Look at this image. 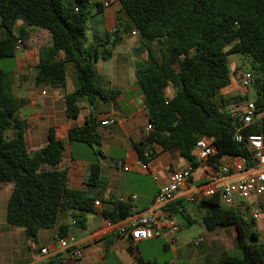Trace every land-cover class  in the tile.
Listing matches in <instances>:
<instances>
[{"label": "trees", "instance_id": "1", "mask_svg": "<svg viewBox=\"0 0 264 264\" xmlns=\"http://www.w3.org/2000/svg\"><path fill=\"white\" fill-rule=\"evenodd\" d=\"M118 1L124 17L119 15L116 31L104 41L86 46L91 12L94 8L101 12L104 3L0 0V29L6 32V37L0 38V58L16 56V44L28 28L47 30L53 44L39 52L34 84L64 87L68 65H72L77 83L65 101L67 117L77 118L80 99H87L94 108L98 98L109 103L120 95V91L105 85L95 63L111 58L112 49L123 39L122 32L136 30L140 44L135 52L137 56L146 53V59L136 63L137 87L153 127L134 144L139 160L144 164L152 161L158 155L154 146L162 151L178 148L181 156L196 166L193 152L201 137L213 139L218 150L216 159L224 155L248 156L245 145L234 139L240 126L238 117L225 99L219 103L216 97L232 83L228 56H249L257 113L264 111V0ZM18 20L23 27L16 36L14 26ZM169 86L176 89L171 98L166 94ZM22 107L23 101L12 93L8 73L0 69V183L14 185L6 221L11 227L23 228L33 241H37L42 230L50 228H56L59 239L68 235V226L62 219L71 217L73 224L83 227L87 216L95 212L96 199L84 189L69 188L66 170H42L45 165L56 167L61 163L65 143L53 140L29 153L25 140L27 123L19 117ZM96 128L91 112L85 126L70 130L69 140L91 147L100 156L101 137ZM242 133L245 137L264 136V115ZM100 182L101 166L95 162L90 166L86 184L98 187ZM201 206L198 212L209 231L218 227L237 230V245L243 256H228L222 264H264V242L249 243L245 234L250 226L255 238H260L253 230L255 221L250 224L240 213L224 209L218 196L202 200ZM131 210L128 203L115 202L103 216L117 223L126 219ZM169 210L188 226L198 222L181 202L172 204ZM129 251L134 248L131 246Z\"/></svg>", "mask_w": 264, "mask_h": 264}, {"label": "crops", "instance_id": "2", "mask_svg": "<svg viewBox=\"0 0 264 264\" xmlns=\"http://www.w3.org/2000/svg\"><path fill=\"white\" fill-rule=\"evenodd\" d=\"M90 1L104 3V7L99 12L102 17L91 19L97 25L91 26L90 31L87 30L86 37L89 36L90 41L86 46L100 43L108 35H112V30L118 27L119 15L124 17L118 0ZM107 1L108 5H105ZM22 27L23 22L18 20L14 26L16 36ZM121 34L123 39L112 49L111 58L95 63V68L103 77L105 85L120 91V95L109 103L98 98L94 108L87 99H80L78 102L80 112L77 118L67 117L65 101V96L74 92L76 88L77 75L73 67L67 68L64 87L48 85L36 87L34 84L39 52L52 46L51 34L44 29L28 28L25 37L19 40L22 42V48L17 50L13 58L14 66L7 73L12 84V93L23 101L19 117L27 123L25 132L27 149L33 154L53 140L64 141L65 150L61 163L56 167L45 165L42 170H66L69 188L84 189L101 204L95 206V212L87 216L83 227L80 224H73L71 217L62 219V223L68 226V234L74 235L84 248L83 257L78 259L69 251L59 250L56 228L42 230L37 241H33L27 237L23 228L11 227L6 221V213L14 185L10 182L0 183V264H160L153 254L161 246L164 252L172 253L174 256L163 264H184L181 260V254L184 252L192 257L189 264H222V261L230 256V243L227 237L235 238L237 241L236 228L218 227L209 231L206 224L203 226L201 213L198 212L201 203L190 202L184 198L185 192L191 189L180 192L167 206V210L170 212L169 207L172 204L181 202L189 211L191 218L198 220L196 224L206 229V233L190 244L194 249L185 251L184 246H177L178 235L184 224L175 216L181 230L171 241L166 237H160L131 244L130 239L118 234V227L124 225L127 218L114 223L113 227L107 226L109 220L103 216V212L112 210L115 202L128 203L132 207L129 216L142 213L153 204L160 186L167 181L171 172L188 165V160L181 156L178 148L162 151L158 147L156 148L158 155L148 164L139 160L134 144L139 143L149 133L147 130L149 117L143 95L137 87L136 77L138 56L135 49L140 44V37L136 30ZM4 37L6 33L1 31V38ZM140 59L146 58L141 56ZM104 63L110 65L104 67L102 65ZM42 91L46 92L43 100ZM166 94L171 98L176 94V89L169 86ZM91 112L94 113L97 133L101 137L100 156L95 154L94 149L69 140L70 130L85 126ZM109 120L115 122L101 125L103 121ZM120 161L128 166L129 170H123L122 166L118 165ZM95 162L101 166V182L98 187H90L86 181L90 166ZM154 176L158 179L154 180ZM201 176L202 172L197 170L195 183L200 182ZM106 191H109V194ZM186 203H191L194 207L190 209ZM201 208L205 211L203 206ZM263 215L264 209L259 219L255 221L254 227H257ZM261 224L264 225V219ZM255 231L260 236L258 242H264V228H257ZM158 241L161 246L158 245ZM131 246L134 248L133 252L129 251ZM44 248L48 249L49 254L40 253ZM237 248L239 249L238 245Z\"/></svg>", "mask_w": 264, "mask_h": 264}, {"label": "built area", "instance_id": "3", "mask_svg": "<svg viewBox=\"0 0 264 264\" xmlns=\"http://www.w3.org/2000/svg\"><path fill=\"white\" fill-rule=\"evenodd\" d=\"M105 5H108V1ZM115 31L116 29L112 30V32ZM16 48L17 50L22 48L21 41L17 42ZM232 74L238 79L242 88L238 101L228 106L240 122L234 139L245 145L248 156L224 155L216 159L218 150L213 139L201 137L193 152L196 166L188 162L185 168L171 172L167 181L160 186L153 204L142 213L127 217V222L118 227V234L130 239L131 244L160 237H166L171 241L180 232L181 226L167 210V206L186 189H191L184 194L187 201L201 203L204 199L218 196L220 205L224 209L234 210L244 219L245 213L249 211L252 221L259 219L264 209V136L245 137L242 131L264 113H257L255 101L248 99L247 94L253 83V74L242 73L239 68H235ZM45 94V91L41 92V100ZM114 122L115 120L103 121L101 125H110ZM147 130L149 132L153 130L151 124L147 125ZM118 165L125 171L129 170V167L121 161ZM197 170L202 172V176L200 182L195 183ZM157 179L158 177L154 176V180ZM106 193L109 194V191ZM132 198L135 199V196ZM100 204L101 202L96 200L94 206ZM107 226L113 227L114 223L109 220ZM57 246L60 251H69L78 259L84 255L83 246L72 234L59 238ZM40 253L47 255L49 251L44 248L40 250Z\"/></svg>", "mask_w": 264, "mask_h": 264}, {"label": "rangeland", "instance_id": "4", "mask_svg": "<svg viewBox=\"0 0 264 264\" xmlns=\"http://www.w3.org/2000/svg\"><path fill=\"white\" fill-rule=\"evenodd\" d=\"M96 17H102V14L97 12L96 9L94 8L91 12V16L89 17V20H88L89 22H87V27H88L87 30L88 31H90L89 28L91 26L97 25V24H95V21L91 20V19L96 18ZM1 31H5V30L0 29V38H1ZM89 41H90V38H89V36H87L86 39L84 40L85 45H87ZM154 47H155V45H154ZM139 56L137 58L138 60H141L140 59L141 56L146 58V53H141V55H139ZM251 62H252L251 57L245 56L242 54H231L228 56V67H229L231 74L233 73L235 68H239L242 73L251 72L254 75V72L251 69ZM102 65H104V67H107L110 65V63H108V64L104 63ZM13 66H14L13 58L12 59L0 58V69L1 70L5 71V72H10L12 70ZM71 67H73V66L68 65V68H71ZM241 90H242V88L240 87L238 79L236 77L234 78V76L232 74V84L228 87V89L227 88L223 89L220 92V94L217 95L216 101L220 103L221 102L220 99L223 98L228 103L227 106H229L231 103H236V101H238V99L240 97ZM247 95H248V99L250 101H255L256 91H255L254 86H251L249 88ZM263 113H264V111H263ZM82 145L84 147L89 148V146H87L83 143H82ZM186 205L190 209H192L194 207L193 204H191V203H186ZM198 218H199V213H198ZM263 219H264V215L261 218V220L257 223V227H253V230H256L257 228H264V225L261 224V221H263ZM180 222L184 224V227H183V230L181 231V233L178 235L177 246H184L185 251H187L189 249H194V246H191L190 244L192 243V241L199 238L200 235H203L204 233H206V229L201 227L199 224H193L191 226H188V225H186V223L184 221H180ZM227 240L230 243L229 255L242 257L243 252H242V250L237 248V245H236L237 241H235V238L231 239V238L227 237ZM158 245L161 246V243L159 241H158ZM188 245H190V248L188 247ZM161 247L158 251H155V254H153V256H155V259L160 264H163V262H165L169 259H172L174 256L172 253L164 252ZM191 258L192 257L189 256L188 253H186V252L181 254V260L184 264L191 263V260H192ZM85 264H87V263H85ZM108 264H110V263H108Z\"/></svg>", "mask_w": 264, "mask_h": 264}, {"label": "water", "instance_id": "5", "mask_svg": "<svg viewBox=\"0 0 264 264\" xmlns=\"http://www.w3.org/2000/svg\"><path fill=\"white\" fill-rule=\"evenodd\" d=\"M245 220L248 223L252 222L251 213L249 211H247L245 213ZM203 226H205V223H203ZM245 234L247 236V240H248L249 243H254V244L258 243V239H256L255 236L253 235V233L251 232V227L250 226L246 227Z\"/></svg>", "mask_w": 264, "mask_h": 264}]
</instances>
